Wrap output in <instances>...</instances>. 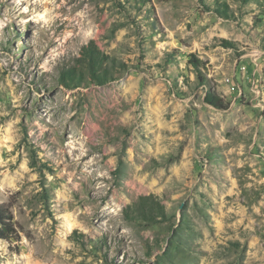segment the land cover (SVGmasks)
Returning <instances> with one entry per match:
<instances>
[{
    "label": "rangeland",
    "instance_id": "1",
    "mask_svg": "<svg viewBox=\"0 0 264 264\" xmlns=\"http://www.w3.org/2000/svg\"><path fill=\"white\" fill-rule=\"evenodd\" d=\"M250 59L264 0H0V264H264Z\"/></svg>",
    "mask_w": 264,
    "mask_h": 264
},
{
    "label": "built area",
    "instance_id": "2",
    "mask_svg": "<svg viewBox=\"0 0 264 264\" xmlns=\"http://www.w3.org/2000/svg\"><path fill=\"white\" fill-rule=\"evenodd\" d=\"M263 69L259 70V63L250 59L249 62L239 61L236 67V70L231 78L232 81L235 80L239 84H234L236 88V97H241V100L254 104L256 103H264V86H259V79L262 78ZM245 81L250 83L249 87V97H247L243 88H241L240 84H244Z\"/></svg>",
    "mask_w": 264,
    "mask_h": 264
},
{
    "label": "trees",
    "instance_id": "3",
    "mask_svg": "<svg viewBox=\"0 0 264 264\" xmlns=\"http://www.w3.org/2000/svg\"><path fill=\"white\" fill-rule=\"evenodd\" d=\"M84 53L88 57L90 63L98 64L100 62V57L98 53L94 51L84 49ZM194 68L199 70L200 63L195 60L194 57ZM204 102L209 106L216 109H224L223 100L220 99L215 93L208 92L204 98ZM19 228L18 225L13 221V217L8 208L4 205L0 206V239L5 240L9 243L19 240Z\"/></svg>",
    "mask_w": 264,
    "mask_h": 264
}]
</instances>
